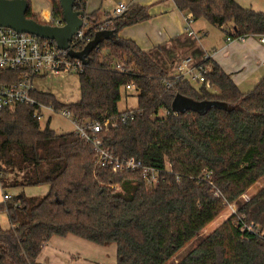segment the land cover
Segmentation results:
<instances>
[{
  "label": "trees",
  "instance_id": "1",
  "mask_svg": "<svg viewBox=\"0 0 264 264\" xmlns=\"http://www.w3.org/2000/svg\"><path fill=\"white\" fill-rule=\"evenodd\" d=\"M173 1L194 21L204 19L226 35H264V12L237 0ZM28 4L26 16L46 23L32 12L30 0ZM51 5L53 16L62 18L59 0H51ZM151 17L147 6L134 4L112 18V34L77 72L78 101L65 105L40 90L33 96L56 109H68L79 122L104 125L111 120L99 133L105 146L117 156H134L160 168L161 182L148 187L137 174L102 168L93 146L75 130L60 133L49 123L42 127L29 105L1 111L4 193L12 187L49 189L43 195H10L0 205L10 222L9 227L0 222V264H49L39 259L45 246L53 238L68 236L104 247L115 243L114 264H264L263 236L243 229L246 223L264 231V186L242 198L264 175V77L244 92L211 58L202 64L210 67L206 77L212 88L170 76L151 51L120 35ZM118 61L125 64V72L115 68ZM2 81H8L4 74ZM129 83L138 92V104L121 110L122 90ZM178 94L228 107L176 113L172 102ZM130 110L137 112L135 118L112 125ZM205 170L214 172L212 184ZM228 203H236V213L202 234Z\"/></svg>",
  "mask_w": 264,
  "mask_h": 264
},
{
  "label": "built area",
  "instance_id": "2",
  "mask_svg": "<svg viewBox=\"0 0 264 264\" xmlns=\"http://www.w3.org/2000/svg\"><path fill=\"white\" fill-rule=\"evenodd\" d=\"M86 3L87 0H75L74 9L85 11ZM128 7L125 3H119L114 10L113 16L104 22L98 23L93 29H90L92 26L89 25L88 19H85L82 27L71 37L69 49L81 51L92 40V31H104L111 28L113 25L112 18L123 14ZM184 20L185 30L189 35H194L193 15L185 13ZM46 23L53 26H62L64 24L62 18L54 17L53 14L50 15ZM261 37L264 40V35ZM226 39L228 42L234 40L244 41L246 36L233 37L227 35ZM69 49H60L54 40L48 38L17 31L11 27H0V75L4 74L6 79H8V81L0 82V112L5 109L13 110L21 104L29 105L35 109V116L40 121L43 120L45 112H58L61 116L69 118L80 137L93 146L99 166L111 168L114 173L137 174L144 180L146 186H157L163 178L160 168L147 165L134 156H117L105 146L99 133L103 130V126L107 127L110 125L111 120L107 119L104 125L97 121L79 122L68 109H56L52 104L41 102L33 96V92L38 90L34 86L36 78L49 74H62L71 71L80 72L83 69L84 63L78 58L71 57ZM188 63H190L189 58L184 61L183 65L188 66ZM115 68L120 71H126V66L122 61L116 62ZM180 71L181 73L184 72L182 66H180ZM209 71L210 67L201 64L196 70L188 73L191 74L192 80L205 84L207 88H212L211 81L206 77ZM166 84L168 86L171 85L169 81H166ZM127 89H134L133 83H129ZM136 115V111L130 110L116 117L112 125L115 126L117 123L126 122L135 118ZM167 165L169 164L167 163ZM213 173L212 170H205L204 177L211 184ZM215 194L217 196L220 195L219 192ZM9 198L10 194H3L4 201ZM245 199H248V197ZM227 206L233 207L231 214L236 213V203H228ZM243 229H248L264 238V232L254 224L245 223Z\"/></svg>",
  "mask_w": 264,
  "mask_h": 264
},
{
  "label": "crops",
  "instance_id": "3",
  "mask_svg": "<svg viewBox=\"0 0 264 264\" xmlns=\"http://www.w3.org/2000/svg\"><path fill=\"white\" fill-rule=\"evenodd\" d=\"M30 1L32 12L38 14L41 21L46 22L52 14L51 0ZM121 2L129 7L141 4L149 8L152 16L150 19L124 28L120 35L135 40L144 50L151 51L156 61L170 76L182 75L192 80L190 73L209 56L208 58L231 75L244 92L251 90L264 77V40L261 36H249L244 41L228 42L223 28L204 19L194 21L195 34L189 35L185 30V12L180 11L173 0H87L85 12L89 25L95 26L112 17ZM188 58L190 63L184 66V61ZM180 66L183 67V73ZM3 194L0 186V205L4 202ZM57 246H62L67 250L66 253L63 249L62 252L55 249ZM100 246L92 247L75 236L53 238L51 243L45 246L39 259L49 264H69L61 258L62 253L78 257L80 250L86 248L87 251L90 250L91 256L97 253L103 255V249L107 246Z\"/></svg>",
  "mask_w": 264,
  "mask_h": 264
},
{
  "label": "rangeland",
  "instance_id": "4",
  "mask_svg": "<svg viewBox=\"0 0 264 264\" xmlns=\"http://www.w3.org/2000/svg\"><path fill=\"white\" fill-rule=\"evenodd\" d=\"M237 1L245 7H251L256 10L264 12V0H237ZM194 83L196 87L201 86V84H198L197 82ZM34 86L40 91L50 92L54 94L56 99L65 105L71 104L80 99V81H79L78 73L75 71L66 72L62 74H49L38 77L34 81ZM212 90L215 91L216 89L213 88ZM137 93L138 92L135 89H123L122 99L119 103V108L121 110H125L127 108L129 109L136 108L138 104ZM158 115L163 116L164 111L160 110L158 112ZM48 123L52 129L60 133L70 132L75 130V126L73 122L69 118L61 116L58 112L47 111L44 113L43 120L41 121V126L45 127ZM263 186H264V175L248 189L245 196H243L242 198L243 199L247 197L249 198V196L255 194ZM48 189L49 187L47 185H38V186H28L24 188L12 187V188H8L7 192L11 195H16L21 192H24L26 195H43L48 192ZM232 212H233V207L226 206L224 210L218 215V217L205 227L202 234L205 235L209 233L218 225L223 223L230 216ZM0 222L4 227H9L10 225L8 215L5 211H0ZM85 242L91 245L92 247L99 246L98 244L90 243L87 241ZM50 243L51 241L48 244ZM194 244H195L194 242L188 244L183 250H181L180 255L185 253ZM55 249L61 250L62 252L63 247L57 246L55 247ZM116 250H117L116 244L113 243L109 247L107 246L105 247V249H103L104 251L103 255L97 253L96 255L91 256L92 254L90 253V250L87 251V249L84 248L83 250H80L81 252L79 251L80 253L78 254V257H75L74 254L68 256L62 253L61 258L64 260V262L69 264H103V263L114 264L117 259ZM64 251L66 253L67 250ZM70 259L72 263H70ZM67 260H69V262H67Z\"/></svg>",
  "mask_w": 264,
  "mask_h": 264
},
{
  "label": "water",
  "instance_id": "5",
  "mask_svg": "<svg viewBox=\"0 0 264 264\" xmlns=\"http://www.w3.org/2000/svg\"><path fill=\"white\" fill-rule=\"evenodd\" d=\"M75 0H59L62 10V26H53L48 23H41L26 16L29 4L28 0H0V27H11L17 31L28 32L54 40L60 49H69L71 37L82 27L84 20L88 19L85 11L74 9ZM112 34L110 30L97 31L86 46L81 51L69 49V54L73 58L80 59L84 64H89L90 53L98 45ZM216 106L227 108L225 103L219 101H194L184 98L179 94L172 102L174 112L193 110L202 112L203 110Z\"/></svg>",
  "mask_w": 264,
  "mask_h": 264
}]
</instances>
